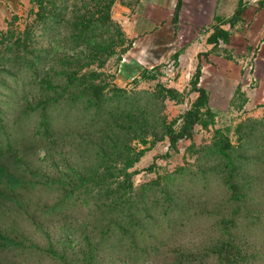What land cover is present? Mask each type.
I'll list each match as a JSON object with an SVG mask.
<instances>
[{
  "label": "rangeland",
  "instance_id": "rangeland-1",
  "mask_svg": "<svg viewBox=\"0 0 264 264\" xmlns=\"http://www.w3.org/2000/svg\"><path fill=\"white\" fill-rule=\"evenodd\" d=\"M137 3L0 0V264H264V85L247 56L202 75L214 50L175 57Z\"/></svg>",
  "mask_w": 264,
  "mask_h": 264
},
{
  "label": "crops",
  "instance_id": "crops-1",
  "mask_svg": "<svg viewBox=\"0 0 264 264\" xmlns=\"http://www.w3.org/2000/svg\"><path fill=\"white\" fill-rule=\"evenodd\" d=\"M178 0H138L139 11L148 19L167 20L169 52L182 49V54L212 52L210 62L202 64L201 74L211 69L218 79L232 81L234 87L243 84L240 69L243 56L249 57V81L264 85V0H180L175 33L173 16ZM237 10H240L236 16ZM217 22V23H216ZM215 26L228 33V42L207 43ZM204 32L205 34H200ZM221 52L231 57L220 55ZM241 60V61H239ZM238 62V64H236ZM202 81V76L200 82ZM236 89V88H235ZM234 89V90H235ZM259 98L264 101V87ZM253 103V99L249 98Z\"/></svg>",
  "mask_w": 264,
  "mask_h": 264
},
{
  "label": "trees",
  "instance_id": "trees-1",
  "mask_svg": "<svg viewBox=\"0 0 264 264\" xmlns=\"http://www.w3.org/2000/svg\"><path fill=\"white\" fill-rule=\"evenodd\" d=\"M114 1L115 0H111V3H113ZM180 6H181V3H180V0H178V2L176 4V7H175V13H174V16H173V24H175V33L178 31V28L176 26V23H177V19H178V11L180 9ZM239 13H240V10H237L236 16H238ZM108 19H109V17H108ZM218 40L222 41L223 43H227L228 42V33L225 32L224 30H222L220 27L215 26L214 32L207 39V43H209V44L216 43L217 44ZM180 53H181V51H178L177 54L175 55V57H178ZM198 67L200 68V66H198ZM199 72H200V70H199ZM199 72H197V75L200 74ZM197 83L198 82H195V84H197ZM97 90L98 89L96 87L90 89V91L91 92H94V93H96ZM202 92L205 95V92L204 91H202ZM95 97H98V96L96 95ZM109 176H110V174H107V176L104 175V176H99V177H93L90 181H88V180H81L80 181V185L85 186V188H89V186L91 185V183H93V185L95 186L97 184H100V183L106 181L109 178ZM11 182H13L12 183L13 186L14 185H18V186L12 187V188H15V189L20 188V186H19L20 183L18 181H15V180L11 179ZM70 186H72V184ZM82 186H80V187H82ZM61 189H62L63 194L61 196L60 203H59V207L60 208H58L56 210H53L55 216L58 213H62L64 211L63 209H66L67 208L65 206H66L67 202H69L70 198L73 195V193L71 192L72 190H70V192H68V190H67L68 189V186H66V185H64ZM88 192H89L90 195L93 193V191H88ZM89 194L86 197H89V198H91V196L94 197V195H91L90 196ZM82 203L84 205L87 204L86 201H82ZM55 207H58V206H55ZM95 208L103 209L104 206L102 204H96L95 205ZM46 212H44V213H46ZM101 215L104 216V217L102 216L103 217V220L106 221V219H105L106 218L105 213L104 214H101ZM103 220L100 223V224H102L101 226H97L96 225V223H98V220H94L93 221L94 222V226L91 228L90 232L88 233L89 236L92 235V238H94V229L95 228H97V229L100 228L98 233H100L101 240H104V238H105L104 236H106V234L109 232L108 229H110V226H107V224L103 223ZM114 222L116 223V221H114ZM86 227H87V225H86ZM103 227H105V228H104V230H103V232L101 234V228H103ZM121 229H122L123 234H125L127 232V228L126 227H122L121 226ZM17 239L18 238H11L9 236H6V234H4V236H3L1 234V232H0V240L2 241V244L0 242V252H6L4 250H14V249H18V250H20V252H22V249H20V248L22 247L23 241L21 240L18 243H16V240ZM225 244H229V243L226 242V241L223 242V244H222V246H221V248H220V250L218 252V254H219V257H218L219 258V263L220 264H237V263H239L238 257L236 256L237 254L232 253V254L229 255V251L230 250L228 251V249H230V248L225 249L224 248V245ZM49 250H52L53 251V248H51ZM225 251H228V252H225ZM93 253L94 252H92V254ZM89 256L90 257H93L90 254L81 257L82 258V264H85L88 261ZM24 257H25V259H27V262H29L30 260L33 261L32 256H30L28 254L24 255ZM40 260H41V258H40ZM56 261H57L58 264H65L63 262H66L64 260L62 261V259H58L57 260V258H56ZM91 262H92V260H91Z\"/></svg>",
  "mask_w": 264,
  "mask_h": 264
}]
</instances>
